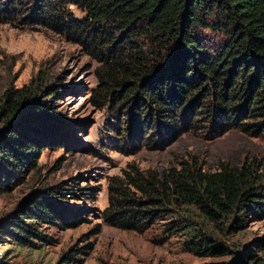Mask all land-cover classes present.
I'll use <instances>...</instances> for the list:
<instances>
[{
  "label": "trees",
  "instance_id": "16d2710c",
  "mask_svg": "<svg viewBox=\"0 0 264 264\" xmlns=\"http://www.w3.org/2000/svg\"><path fill=\"white\" fill-rule=\"evenodd\" d=\"M20 4L9 0L0 7V21H11L13 14L23 21L32 18L97 59L101 67L93 103H110L118 116L127 104L124 115L135 133L131 136L142 146L165 147L186 131L210 138L233 128L264 135V0ZM205 31L220 33L224 42L211 44ZM52 89L42 90L34 78L21 87L9 86L0 97V186L20 177L48 145L42 135L51 136L52 130L45 119L57 116L52 109L55 95H61ZM115 126L111 131L116 134L125 135L129 129ZM110 180L104 215L109 225L145 233L163 217L179 212L166 231L186 229L185 247L198 255H226L229 246L196 227L195 214L224 232L244 228L251 218L264 219V161L258 157L246 156L239 167L220 161L209 170L199 156L189 154L163 172L129 164L123 175ZM57 188L50 198L66 196ZM36 203L3 223V233L14 237V243L46 238L38 225L55 223L56 215L69 222L51 204ZM72 251L63 256L65 263L76 259ZM260 252L264 238L235 251L232 264H264Z\"/></svg>",
  "mask_w": 264,
  "mask_h": 264
},
{
  "label": "rangeland",
  "instance_id": "374dc122",
  "mask_svg": "<svg viewBox=\"0 0 264 264\" xmlns=\"http://www.w3.org/2000/svg\"><path fill=\"white\" fill-rule=\"evenodd\" d=\"M20 2L18 7L23 8L37 0ZM8 3L2 0L0 7ZM71 8L83 16L76 7ZM205 35L215 46L225 40L215 31H205ZM100 67L80 45L32 18L23 21L13 14L11 21H0V97L9 86L21 87L34 78L42 90L53 87L61 94L55 95L52 109L57 116L45 119L52 130L51 136L42 135L48 145H43L20 177L13 176L0 186V264H58L72 249L76 259L62 264H232L235 251L264 238V219L251 218L244 228L224 232L195 214L196 227L229 246L226 255H198L185 247L189 238L186 229L173 234L166 231L179 212L163 217L145 233L109 225L104 219L109 182L111 177L123 175L129 164L163 172L189 154L199 156L209 170H215L220 161L239 167L246 156L264 161V135L233 128L210 138L203 132L186 131L165 147L142 146L131 136L135 133L130 130L131 119L124 115L127 104L118 116L110 103L104 107L93 103ZM120 124L129 127L125 135L111 131ZM57 187L63 188L66 196L50 198ZM38 200L51 204L69 222L56 215L55 223L38 225L46 238L14 243V237L3 233V223Z\"/></svg>",
  "mask_w": 264,
  "mask_h": 264
}]
</instances>
